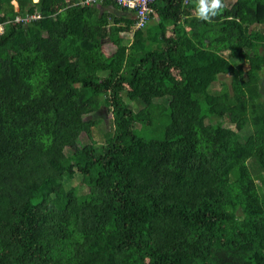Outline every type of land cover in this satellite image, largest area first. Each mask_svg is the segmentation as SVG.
Wrapping results in <instances>:
<instances>
[{
	"label": "trees",
	"instance_id": "trees-1",
	"mask_svg": "<svg viewBox=\"0 0 264 264\" xmlns=\"http://www.w3.org/2000/svg\"><path fill=\"white\" fill-rule=\"evenodd\" d=\"M221 3L205 22L197 0H156L161 33L134 28L126 46L105 28L122 20L98 13L126 10L115 2L0 0L1 240L19 227L37 242L42 211L81 207L93 220L58 222L40 252L61 264H264V32L251 28L264 0ZM219 75L229 86L211 91Z\"/></svg>",
	"mask_w": 264,
	"mask_h": 264
},
{
	"label": "rangeland",
	"instance_id": "rangeland-1",
	"mask_svg": "<svg viewBox=\"0 0 264 264\" xmlns=\"http://www.w3.org/2000/svg\"><path fill=\"white\" fill-rule=\"evenodd\" d=\"M13 4L15 6V9L17 10L16 1L13 2ZM255 29L263 33L264 25H258L255 27ZM215 44L216 43H212V47H210L211 51H213L214 47H216ZM109 51L110 50L108 48L104 50V52L107 54L109 53ZM172 72L174 73L173 75L176 76L175 72ZM221 83L224 84V87H228L229 76L219 75L217 81L211 84V91L221 90L223 88V85H221ZM262 88V94L264 96V85ZM130 104L133 108H138V104L133 105L131 102ZM101 115L105 116L106 111H103ZM222 124L224 127H231L232 130H236L233 129V127L229 124H224L223 122ZM81 141L85 143L86 138L82 137ZM71 187L75 188L78 194L80 195H84V193L86 192V189L84 188L81 182H76V184H72ZM49 211H52L50 207L42 211L40 214L39 223L40 226L43 225V227L42 232L40 234L41 236L38 237L37 242L30 241L24 236H22L19 232V227L14 229L13 233H9L3 240L0 239V264H23V262H25V264H34L35 259H37L35 264H61V257L59 256L60 253L54 252L49 248L51 253L44 254L43 252H40L38 248L40 246H43L44 248L46 247V243H48L49 238L51 236L50 231L55 228V225H59L58 222H66L67 220H70L72 218L75 220H77V218H80L81 220H83V224H86L91 222L95 215L93 211H90L89 213L84 212V209L81 207H78V209L74 211L69 210L64 214H53L52 217ZM16 221V219L11 221L8 220L6 223L9 226H15ZM4 228H6L5 224L2 225V228L0 230L4 231ZM20 249L22 253H19ZM53 255L55 256V258L53 257Z\"/></svg>",
	"mask_w": 264,
	"mask_h": 264
},
{
	"label": "crops",
	"instance_id": "crops-1",
	"mask_svg": "<svg viewBox=\"0 0 264 264\" xmlns=\"http://www.w3.org/2000/svg\"><path fill=\"white\" fill-rule=\"evenodd\" d=\"M33 1V0H32ZM38 0H35L33 2H37ZM66 2H72L73 4L77 3L78 1L80 0H65ZM199 2V0H197ZM15 2V1H14ZM112 2V1H111ZM110 3V2H109ZM15 4V3H14ZM17 5V4H16ZM102 5V4H101ZM100 6V5H98ZM97 6V7H98ZM100 8V7H99ZM195 9L196 7H194V9L192 10V14L193 15H196V12H195ZM124 10V9H123ZM123 10H116L114 9L112 6L110 5H105L104 7L100 8L98 13L100 15L102 14H106L107 16H110V15H117L119 19L122 20V22H118V24L114 25V24H108L105 28H106V31H107V36H115V32H113V29L114 27H117L118 28V31L120 32V34L118 35L119 38L123 41V44L126 45V46H130V44L133 42V38H132V35H133V31L136 29L135 27L131 28L130 32L126 31L125 30V27H126V24L124 23V20L126 19L125 17H129V13L130 12H123ZM124 11H127V10H124ZM161 14H156L155 10L153 9V14L151 15L148 23L146 26H148L149 28H147V31H149L150 33H157V34H160V28H156V24H159L160 22V17ZM134 14L132 13V19L134 20ZM131 17V16H130ZM110 21V18L108 17L107 19V22ZM178 23L181 25H183V31L184 32H188L190 30L189 26L186 24V20H184L182 17H181V21L178 20ZM135 28V29H134ZM178 29V28H177ZM112 32V34H111ZM172 32H174V27H168L167 30H166V34L167 35H171ZM147 32L145 31L144 32V36H146ZM108 38V37H107ZM104 47L102 48V51L104 52V50L106 48H108L110 51H114L116 49V44L114 42H108L106 41L104 44ZM111 46V47H110ZM108 54H111L112 52H110ZM105 53V52H104ZM107 54V53H106ZM176 76L175 78H178L177 76V71H174ZM174 74V73H173Z\"/></svg>",
	"mask_w": 264,
	"mask_h": 264
},
{
	"label": "built area",
	"instance_id": "built-area-1",
	"mask_svg": "<svg viewBox=\"0 0 264 264\" xmlns=\"http://www.w3.org/2000/svg\"><path fill=\"white\" fill-rule=\"evenodd\" d=\"M104 0H80V3L84 5H90V4H99ZM113 1L122 7H125L126 9L133 11L135 16V28L136 29H142L149 21L151 15L153 14V8L152 4L156 0H109ZM39 15L34 13L31 15H28L24 21L27 22L31 19H38ZM16 21H22V19L17 18ZM4 24L0 23V36L4 32Z\"/></svg>",
	"mask_w": 264,
	"mask_h": 264
},
{
	"label": "clouds",
	"instance_id": "clouds-1",
	"mask_svg": "<svg viewBox=\"0 0 264 264\" xmlns=\"http://www.w3.org/2000/svg\"><path fill=\"white\" fill-rule=\"evenodd\" d=\"M222 7H223V5L221 3V0H199L198 5L195 9L196 16L198 19H200L202 21L209 22L211 17L217 16V14L222 9ZM126 10L133 13V11H130L128 9H126ZM133 17H134V25H135V16H133ZM256 26H258V25L254 24V25H252L251 28H255ZM133 27H135V26H133Z\"/></svg>",
	"mask_w": 264,
	"mask_h": 264
}]
</instances>
